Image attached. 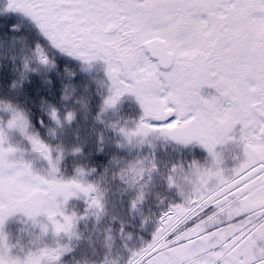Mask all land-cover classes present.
Returning <instances> with one entry per match:
<instances>
[{
  "label": "snow or ice",
  "instance_id": "obj_1",
  "mask_svg": "<svg viewBox=\"0 0 264 264\" xmlns=\"http://www.w3.org/2000/svg\"><path fill=\"white\" fill-rule=\"evenodd\" d=\"M0 264H264V0H0Z\"/></svg>",
  "mask_w": 264,
  "mask_h": 264
},
{
  "label": "rangeland",
  "instance_id": "obj_2",
  "mask_svg": "<svg viewBox=\"0 0 264 264\" xmlns=\"http://www.w3.org/2000/svg\"><path fill=\"white\" fill-rule=\"evenodd\" d=\"M18 221H12L10 220L9 221V227L14 231L16 229V227L20 226L18 225ZM25 228H27L28 226L27 225H24ZM26 235V238H27V233L25 234Z\"/></svg>",
  "mask_w": 264,
  "mask_h": 264
}]
</instances>
